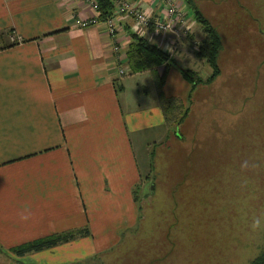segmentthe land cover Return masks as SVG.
Wrapping results in <instances>:
<instances>
[{
	"label": "crops",
	"instance_id": "1",
	"mask_svg": "<svg viewBox=\"0 0 264 264\" xmlns=\"http://www.w3.org/2000/svg\"><path fill=\"white\" fill-rule=\"evenodd\" d=\"M93 16L77 0H0V253L14 264H75L133 227L143 179L132 137L166 127L152 74L130 75L129 25L118 28L116 55L104 26H75ZM194 38L150 43L176 62ZM190 92L169 67L162 96L187 106ZM85 230L89 238L51 250L7 254Z\"/></svg>",
	"mask_w": 264,
	"mask_h": 264
},
{
	"label": "rangeland",
	"instance_id": "2",
	"mask_svg": "<svg viewBox=\"0 0 264 264\" xmlns=\"http://www.w3.org/2000/svg\"><path fill=\"white\" fill-rule=\"evenodd\" d=\"M192 5L220 38V74L194 89L181 124L132 137L143 179L135 224L75 264H250L264 251V0ZM186 12L184 38L197 44L169 64L205 81L211 71L194 56L204 34ZM10 256L0 264H14Z\"/></svg>",
	"mask_w": 264,
	"mask_h": 264
},
{
	"label": "trees",
	"instance_id": "3",
	"mask_svg": "<svg viewBox=\"0 0 264 264\" xmlns=\"http://www.w3.org/2000/svg\"><path fill=\"white\" fill-rule=\"evenodd\" d=\"M99 6V19L103 21L109 16L112 11V6L107 0H96ZM184 6L188 9L190 14L192 13L193 20L201 26L204 39L194 53L197 60L203 61L209 67L211 73L210 76L203 81L197 74L191 70L179 69V73L182 79L188 83L191 88L190 95L194 89L200 85H210L219 76L220 71L217 65L219 53L221 51V41L217 32L209 26L203 16L192 5V0H182ZM130 44L127 47L125 57L126 63L130 71V75L142 74L149 72L155 79L156 88L159 94L160 106L166 125L181 124L188 115V108L184 109L181 103L174 99H165L161 94V88L164 84L165 74L170 67L169 55L149 43L145 38H140L137 35L130 33ZM162 68V73L159 75L157 70ZM190 95L187 99V105L190 100ZM184 109V110H183ZM183 111V112H180ZM180 112L182 116L174 119L173 114ZM178 113V114H180ZM136 188L134 190V196L136 199ZM87 230L84 232H76L72 234H65L59 236H52L50 238L42 239L33 243L26 244L12 251V254L22 257L26 254H36L43 251L54 249L60 245L71 243L79 238L88 237ZM250 264H264V251L254 258Z\"/></svg>",
	"mask_w": 264,
	"mask_h": 264
},
{
	"label": "built area",
	"instance_id": "4",
	"mask_svg": "<svg viewBox=\"0 0 264 264\" xmlns=\"http://www.w3.org/2000/svg\"><path fill=\"white\" fill-rule=\"evenodd\" d=\"M77 1L89 8L94 16L87 20H77L75 26L82 30L98 25L104 26L108 36L114 38L113 53L116 55L119 54L120 47L115 38L122 23L129 25L131 34L145 38L149 43L154 38H160L167 46L170 42L175 44L187 36L192 28L187 13L181 9L182 0H107L112 6V11L103 21L99 19V6L96 0ZM143 3L147 4L145 8ZM166 53L170 57L173 49L170 48Z\"/></svg>",
	"mask_w": 264,
	"mask_h": 264
},
{
	"label": "clouds",
	"instance_id": "5",
	"mask_svg": "<svg viewBox=\"0 0 264 264\" xmlns=\"http://www.w3.org/2000/svg\"><path fill=\"white\" fill-rule=\"evenodd\" d=\"M21 219L26 222L28 219H30V217H21ZM251 229L253 232H256L262 229V225L258 219L254 218L253 223L251 224Z\"/></svg>",
	"mask_w": 264,
	"mask_h": 264
}]
</instances>
